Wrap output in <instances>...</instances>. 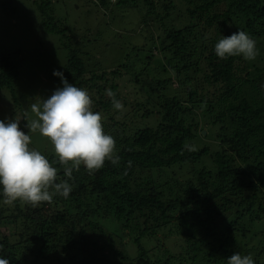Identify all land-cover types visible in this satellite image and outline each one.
Masks as SVG:
<instances>
[{"label":"trees","instance_id":"obj_1","mask_svg":"<svg viewBox=\"0 0 264 264\" xmlns=\"http://www.w3.org/2000/svg\"><path fill=\"white\" fill-rule=\"evenodd\" d=\"M144 1L153 7L152 13L159 9L156 19H181L179 24H172L166 37L158 39L159 50L167 59L159 62L164 72L180 75L189 42L195 49L190 60L200 54L183 68L193 65L197 74L204 68L205 83L219 84L220 97L213 100L202 95L199 101L205 104L206 119L220 105L221 111L212 122L221 125L220 141L214 147L194 149L195 138L207 136L194 132L200 125L189 117L188 109L190 113L193 109L176 93L158 98L145 92L147 98L139 105L146 109L142 118H155V128L135 123L127 130L103 125L115 139V153L120 157L117 164L106 160L103 167L91 172L81 164L69 179L64 170L71 167L70 162L61 163L57 156L41 152L57 169L56 182L68 180L73 190L67 199L55 196L51 202L35 206L17 199L14 208L8 207L0 194V257L9 264H24L22 239L26 251H33L35 256L31 264H227V258L237 253L235 233L240 232L243 239H255V229L264 227V93H260V99L248 95L245 85L249 80L240 77L246 71L241 68L242 56L221 59L214 52L222 36L236 32L235 20H245L244 31L256 41V47L264 48L263 42H257L258 23L264 27V0H184L190 4L184 15L175 14V3L163 6L155 0ZM102 2L107 4L106 0ZM127 2L120 0L117 5ZM44 24L51 32L65 33L57 25ZM197 29L199 35L188 38ZM63 47L69 50L64 78L70 84L87 89L92 81L105 77L93 74L86 79L81 51L67 44ZM146 54V59H140L143 64L152 60L151 52ZM115 74L119 75V70ZM18 77L19 65L14 57L0 55V90L7 89L14 95ZM56 79L61 83L60 77ZM171 81H159V85L167 86ZM97 90L103 96L102 87L97 86ZM197 93L190 89L189 100ZM232 97L234 102H228ZM237 97L242 100L235 102ZM96 105L109 111L112 103L101 99ZM22 120L20 128L29 134L25 113ZM222 129L228 133L223 134ZM207 159L211 168L201 166ZM17 230L22 232L18 235ZM115 233L129 238L126 250L114 243ZM147 240L152 241L147 242L149 248L144 245ZM260 244H264L261 239ZM262 256L261 252L257 254L255 264H264Z\"/></svg>","mask_w":264,"mask_h":264},{"label":"rangeland","instance_id":"obj_2","mask_svg":"<svg viewBox=\"0 0 264 264\" xmlns=\"http://www.w3.org/2000/svg\"><path fill=\"white\" fill-rule=\"evenodd\" d=\"M119 1L106 0L107 4L103 5L102 0H0V55L11 54L19 65V77L14 83V95L7 89L0 90V120L17 119L20 120L21 126L24 113L27 115L29 124L36 119L35 114L31 112V105L41 103L55 89L63 86L57 81L58 76H54L53 71H61L65 76L69 50L63 46L67 44L72 49L81 51L79 55L87 66L86 79H91L93 74L105 75L101 80L92 81L89 84L91 88L86 89L93 102V111L96 112L100 108L97 112L102 116V126L115 125L127 130L130 124L135 123L139 126L155 128L157 125L155 118H142L146 109L139 105L147 98L145 92H151L158 98L164 94L173 96L176 93L185 105L193 109L191 113L188 109V113L190 119L200 125L199 130H194L196 135L199 136V132H206L205 139L195 138L194 149L199 150L206 145L214 147L220 141L221 125H212V122L221 111L220 105L219 109L211 112L206 119L203 113L206 112V108L202 107L205 104L200 103L199 99L203 95L216 100L218 96H221L217 92L219 84L210 86L205 83L206 69L204 68L199 74L195 73L193 65L187 69L183 68L184 65L193 64L200 53L195 54L196 58L190 60L195 49L189 42L187 43L188 58L181 65L182 71L178 77L175 74L171 76L169 70L166 71L168 74L165 73L159 63L162 59H167L159 50L158 39L160 36L166 37L165 34L172 24L174 22L179 24L181 19L179 16L168 20L156 19L155 14L159 9L152 13L153 7L144 0H137L136 4L128 0L125 5L118 6ZM155 2L157 5L161 2L163 6L171 2L175 3L176 15H184L187 7L190 6L184 0H155ZM263 5L264 2L261 6ZM222 8L225 9V6ZM43 10L46 12L45 15L42 14ZM44 22L65 30L64 35L49 31ZM257 26L260 31L257 42L264 43V27L260 23ZM233 27L236 31H244L245 20H235ZM198 31L197 29L195 34H191L188 38L193 39L199 35ZM256 46H258L257 43ZM256 49L257 55L254 60L243 58L241 68H246V71L241 73L240 77L243 80H249V83L245 85V88L249 87L248 95L251 98L260 99V93H264V48L260 46ZM146 52H151L152 60L143 64L141 60L146 59ZM182 56L184 57L185 53ZM117 70L119 75L115 74ZM169 79L172 81L167 86L159 85V81ZM112 85L116 86V90H111ZM97 86H101L105 91L103 96L98 92ZM190 89L198 90L193 100H189ZM109 90L121 101L123 105L121 110H116L111 105L109 111H104L96 105L101 99L111 100L107 95ZM241 100V97H237L235 102ZM228 102H234V97ZM29 131L30 148L33 146L35 150L42 153L57 156L49 138L42 136L39 130L33 132L29 129ZM222 132L228 133L226 129H222ZM201 166L211 168L210 160L202 162ZM243 166L245 170L250 171L244 164ZM6 204L14 208V203ZM237 227L240 228L241 224L239 223ZM261 229L264 227L255 229L253 232L255 239L253 237L249 239L250 236L243 239L240 232L235 233L238 239L237 253L251 255L253 259H256L257 254L261 252L263 254L261 259L264 262V244H260V239L261 242L264 241ZM21 232V230L16 231L18 235ZM23 234L27 235L24 232ZM113 241L120 250H126L129 247V238L125 235L119 237L115 233ZM149 241L152 242L147 240L144 243L147 248H149L147 243ZM176 243H178L177 240ZM25 245V240L22 239L24 264L25 262L31 264L35 256L32 255L33 251L29 249L26 251ZM51 264L58 263L52 261Z\"/></svg>","mask_w":264,"mask_h":264},{"label":"clouds","instance_id":"obj_3","mask_svg":"<svg viewBox=\"0 0 264 264\" xmlns=\"http://www.w3.org/2000/svg\"><path fill=\"white\" fill-rule=\"evenodd\" d=\"M217 57L242 56L254 60L257 55L256 41L248 33L237 30L230 36H222L214 46ZM60 77L62 87L53 91L41 103H33L35 114L26 128L50 139L61 163H71L64 175L72 177L73 169L81 164L88 171L103 167L106 160L117 164L120 157L115 153V139L102 126V116L94 112L92 99L86 89L70 84L61 71L54 70ZM114 109L123 105L109 90ZM30 136L20 128V120H0V194L5 203L17 199L33 206L40 202H51L55 196L69 197L73 186L68 180L56 182L57 169L38 150L29 147ZM189 150H192L189 147ZM0 264L9 261L0 257ZM227 264H255L251 255L233 253Z\"/></svg>","mask_w":264,"mask_h":264},{"label":"water","instance_id":"obj_4","mask_svg":"<svg viewBox=\"0 0 264 264\" xmlns=\"http://www.w3.org/2000/svg\"><path fill=\"white\" fill-rule=\"evenodd\" d=\"M206 134V132H203V135H205Z\"/></svg>","mask_w":264,"mask_h":264}]
</instances>
